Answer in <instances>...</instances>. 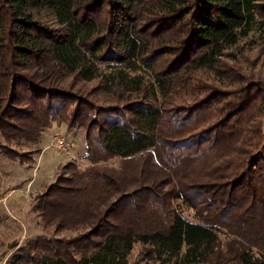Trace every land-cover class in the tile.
<instances>
[{
  "label": "trees",
  "instance_id": "16d2710c",
  "mask_svg": "<svg viewBox=\"0 0 264 264\" xmlns=\"http://www.w3.org/2000/svg\"><path fill=\"white\" fill-rule=\"evenodd\" d=\"M252 30L264 0H0V153L56 121L87 161L5 264H264V78L224 57Z\"/></svg>",
  "mask_w": 264,
  "mask_h": 264
},
{
  "label": "rangeland",
  "instance_id": "374dc122",
  "mask_svg": "<svg viewBox=\"0 0 264 264\" xmlns=\"http://www.w3.org/2000/svg\"><path fill=\"white\" fill-rule=\"evenodd\" d=\"M259 41V31L252 30L234 46L224 49V57L227 61L238 64L244 72L264 78V53ZM203 71L204 76L208 78L228 81L227 76H222L215 70L205 69ZM57 130L63 132L69 140L74 142L71 149L72 156L67 157L54 148L51 156L56 159L43 173L35 164L40 152L34 154V159L29 164L24 165L0 153V264L6 263V259L16 250L17 246L35 234L45 232L33 207L34 194L53 181L58 165L66 160H74L80 166L87 164L83 156L85 145L83 132L77 129H66L65 125H62V128L58 127ZM41 140L44 144L47 142L51 144L49 131L42 133ZM36 146L39 147L40 143L23 148ZM109 163L116 164V161L112 160ZM176 202L177 207L182 208L184 215L191 219L192 210L187 208L182 201ZM137 248L136 244L132 254L136 253Z\"/></svg>",
  "mask_w": 264,
  "mask_h": 264
},
{
  "label": "built area",
  "instance_id": "2783aa9c",
  "mask_svg": "<svg viewBox=\"0 0 264 264\" xmlns=\"http://www.w3.org/2000/svg\"><path fill=\"white\" fill-rule=\"evenodd\" d=\"M49 131L50 143L58 152L65 154V156H72L71 149L73 148L74 142L69 140L63 132L54 129L53 127H48L46 129Z\"/></svg>",
  "mask_w": 264,
  "mask_h": 264
},
{
  "label": "crops",
  "instance_id": "0c3cea01",
  "mask_svg": "<svg viewBox=\"0 0 264 264\" xmlns=\"http://www.w3.org/2000/svg\"><path fill=\"white\" fill-rule=\"evenodd\" d=\"M56 124V125H55ZM62 125H64V123H60V125L56 122L53 121L51 123V125L49 127H53L54 129H57L58 127L62 128ZM57 126V127H55ZM47 130H45L43 132L46 133ZM40 143V147H41V151L39 154V158H36L35 164H37L36 166L40 168V171L43 173L47 170L48 165H50L52 162L55 161L56 157L53 159L51 155L52 154V150L54 149L53 146H51V144H49V142H47L46 144H44V142H42V140L39 142Z\"/></svg>",
  "mask_w": 264,
  "mask_h": 264
}]
</instances>
